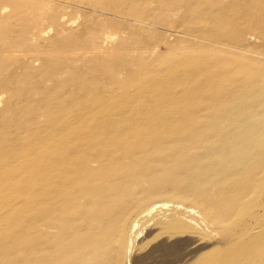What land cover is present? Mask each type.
<instances>
[{
    "label": "bare ground",
    "instance_id": "obj_1",
    "mask_svg": "<svg viewBox=\"0 0 264 264\" xmlns=\"http://www.w3.org/2000/svg\"><path fill=\"white\" fill-rule=\"evenodd\" d=\"M108 1L120 5L105 8L109 16L134 23L117 27L137 37L159 28L137 8L171 0ZM192 1L183 12L219 10L174 24L203 43L137 69L117 60L153 54L150 41L115 53L46 38L70 12L103 5L93 0L45 1L71 11L46 17L38 46L0 55L3 87L26 97L0 114V264H128L132 245L170 212L161 235L214 243L186 261L172 254L171 264H264V58L255 51L264 0ZM117 34L106 31L104 42ZM71 57L100 63L74 68ZM37 61L41 72L55 70L51 81L63 80L40 83Z\"/></svg>",
    "mask_w": 264,
    "mask_h": 264
},
{
    "label": "rangeland",
    "instance_id": "obj_2",
    "mask_svg": "<svg viewBox=\"0 0 264 264\" xmlns=\"http://www.w3.org/2000/svg\"><path fill=\"white\" fill-rule=\"evenodd\" d=\"M45 1L47 0H0V7L7 6L6 12L1 14V16L6 18L9 17L8 20L4 22V26L0 27V55L11 50L17 51L26 49L31 44L38 46L40 41H34L33 38L35 39V37H33V35L38 31L41 26L46 27L49 25V21L48 19H46V17L54 15V9L57 7H59L58 15L65 12L69 13V11H71L67 9L66 5L60 6L56 3H51L50 5L48 4L44 7L41 4ZM93 1L97 4H99V2H102L103 4L99 6V8H97V12H93L90 9L83 8H78L73 13L70 12L69 16L67 15L63 20L64 22H62L63 26L58 29L59 34H57V31L55 29H51L52 31H50V35L48 34L46 38L50 36L49 38H55L56 40H60L66 44H80L84 46L94 44L95 46H99L100 48L105 50L113 49L115 53L119 51L118 49H120L121 47H124L125 45L127 47L132 46L133 44L142 41V39L148 41V43L151 42L150 44H152V48H154L152 49L154 50L153 54H146L145 57H138L137 55H121V57H119V59L117 60L121 64L130 63V67H132L133 69H137L142 64H146L148 62L163 61L169 59L170 57L176 56L178 53L182 52L187 46H189L192 42L203 43L202 40L199 39H190V36L182 30L181 26L174 25L178 23L177 21L180 20L183 14H186V21L189 23L190 20L193 21L199 18L201 15L200 13H205L206 10L211 15L218 14L217 12H219L218 8L211 9L210 7V10H208L209 7L207 8L206 5L200 7L198 13L190 12L187 14L186 11L183 12L187 9V7L186 9L182 8L183 2L185 0H171L168 3L165 2L164 4H162V7L160 6V4L157 5L155 3H150L148 7L144 10H142L141 8L137 9H139V12H141V14L144 12V14L150 15L153 18V22H155L157 24V27L159 28H148L145 31L141 30L142 34L140 36L131 37L129 35V32H127L126 30L123 31V29L121 28L127 25H134L132 19L127 17L128 20L116 21L108 15L111 14L108 11L109 9H120L119 2H110L108 0ZM197 1L199 0H193L192 4ZM237 1L239 0H236V2ZM222 2L225 5H227V3L229 5L230 2L234 3L235 0H222ZM105 8L108 10H105ZM193 13H195L194 16ZM103 14H105V16ZM117 22L121 23L122 27H117ZM181 24L182 23L180 22L179 25ZM162 25L165 26L163 27ZM137 27L139 28L140 26ZM94 30L96 32L93 34L92 32ZM106 31H116L118 33L116 38H114L115 40H113V42H104L103 34ZM256 44L259 45L260 48H257L258 50L255 49V51L260 52L261 55H263L262 58H264V40H259ZM250 48V50L247 49L244 51L247 52L246 55H250L252 53L251 56H254V46ZM241 51L237 52L245 54V52ZM159 53L162 55H160ZM112 56H114V54ZM110 57L111 56H109L108 59ZM255 57L262 59L261 56L256 55ZM99 63V61H90V63H88L87 58L85 60L83 59V61H79L78 59L76 60L73 57L67 59V65H72L74 66V68L83 67L85 66L84 64L88 66H95ZM10 64L11 63L9 62V60L4 59L3 65L5 66V68H7ZM34 69L38 70L36 72L37 76H42V79L40 78V83L47 87H52L56 82H60L63 80L60 76H57L54 78V81H51L50 77L54 75L55 70L53 69L50 71L51 75H48V73L46 72H41L42 70L40 61L34 62ZM16 71L19 74L24 73V71L20 69H17ZM121 77H123V75H121ZM3 79L4 78L0 76V98L2 97V102L0 105V114H6L10 112L9 106H11L13 103L19 105L22 99L26 98H23L22 95H20L21 93H17L14 95L10 92H7L6 89L3 87ZM23 90L28 91L32 89L29 87H24ZM32 96L33 95L30 93L28 94L27 98H30ZM162 200L167 201V198H164ZM166 214H161L159 216V225L157 224V222H151L147 231L140 236V238L136 241L137 243L132 245V247L134 248H132L130 256L127 255V257L129 256V260H131V263L129 262L128 264H154L155 262L158 264H160V262H162L161 264H171V259L173 258L170 255L172 254L180 255V257L186 261L191 259V257L205 252V250L208 251L213 247L214 243H211V241L209 242L208 240H206V237L203 235H194L195 233H173L172 235L164 233L161 235V233L163 232L162 230L164 224L167 222L166 217L169 216L171 212ZM148 241L149 244L147 243ZM139 243H145V246H142ZM155 250L158 251L159 254L158 256L151 258L152 253ZM164 251L166 252L165 255H161L160 253H164ZM144 255H146V257L148 255L149 258H146ZM145 261L149 263H146Z\"/></svg>",
    "mask_w": 264,
    "mask_h": 264
}]
</instances>
